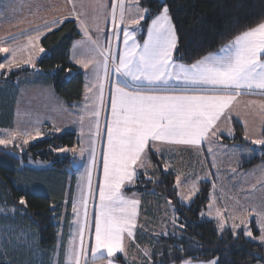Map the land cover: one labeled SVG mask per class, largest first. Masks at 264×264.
<instances>
[{
    "label": "rangeland",
    "instance_id": "1",
    "mask_svg": "<svg viewBox=\"0 0 264 264\" xmlns=\"http://www.w3.org/2000/svg\"><path fill=\"white\" fill-rule=\"evenodd\" d=\"M141 1L139 0L140 7L146 8L141 5ZM100 2L104 5L102 9L96 7L95 0H73L72 4H69L67 0H0V46L10 47L15 50L14 62L11 64H9V60L13 59L12 54L0 53V63L6 65L4 69L0 70V137H3L7 131L20 128L30 131L35 137V139H30L29 143L44 138L51 133L63 131L74 132L76 139L72 147H59L56 150L60 154H67L70 158L72 169L67 179L66 197L69 189L72 187L70 185V183L72 184L71 177H74L69 220L66 226L67 240L65 245L62 249L57 248L48 262H43L35 234L24 227L12 225L11 220L17 218L15 215L16 209L12 207L4 208L0 205V256L3 257L1 259L5 263L67 264L66 251L70 247V244L74 241L75 245L79 247L80 237L78 225L75 223L77 217L73 212V201L79 197L81 186L85 192H88L86 166L91 158V137L96 131L95 123L97 119L88 115V113L94 108L99 107L100 134L95 137L97 162L92 168V191L88 193L87 202L91 218L94 213V206L100 203L99 180L103 178V149L107 144L106 121L111 117L110 83L115 80L114 73L105 80L103 103L99 100L100 93L98 87L94 88L92 92H86V85L88 87L92 86L95 82V75L91 71V65H89V69H85L77 63L82 58L81 52L83 51L78 42L87 41L84 33L77 26L81 38L73 44V48L69 52V58L71 63L76 66L78 65L77 67L83 72L84 86L80 100L76 101L72 107H69L52 90H50L51 94L45 93V95L39 92L32 93V86L18 83L17 81L11 82L5 79V77L11 71L20 68L30 69V77L37 74L34 62L45 51H40L42 47L39 44V40H35L34 37L38 35L41 37L42 35L35 33L8 43L6 41L15 38L14 35L9 37L10 33L8 31L10 27H14V30H19L22 27H42L41 24L51 19L59 21L71 18L76 19L77 24V17L72 15L73 7H75L77 13L83 12V15L79 19L86 22L89 32L93 33L95 40L99 39L101 41L103 48L106 32L108 39L105 40L107 47L104 49L107 50L111 36L117 40L119 34L117 36L111 21V0H100ZM129 4H132V0H125V15L127 19H131L136 15L135 5L132 4L129 11ZM117 11L119 14V10ZM153 15L142 20L139 25L130 24L126 19L125 24L120 29L127 27L129 31L142 34L146 28L145 24L147 22L145 23V21H151ZM9 17H11V21L6 23ZM89 47H92V45L89 44ZM115 48H117L116 42ZM6 56L8 57L7 59L5 58ZM9 67L11 68L10 71ZM101 74H103L102 67ZM8 107L11 109L8 110ZM81 116H84L83 124L81 123ZM90 127L91 131L89 130ZM37 131L41 135L36 136ZM242 135L244 141L248 144H224L219 137H208L201 144L195 146L155 142L154 146L150 145L151 150L149 151L161 158L163 171L168 170L175 174V187L176 178L180 176L181 187H176L177 193L181 194L177 195L180 203L189 204L198 192L199 183L201 181L207 182L209 185L208 202L206 208L201 212V217L213 220L219 232L229 230L232 234L234 231L237 234L241 231L245 238L261 243L259 239L258 214L264 212V163L252 169L244 170L238 167L237 161L241 156L260 155L263 152L262 146L254 145L252 140L261 139L263 136L261 132L251 129H247ZM246 135L248 139H245ZM226 136L231 137L232 135ZM29 143L24 144L23 138H21L16 141V146L9 144L6 148L10 149L14 147L18 150H23ZM0 146L5 147L4 145ZM157 147L160 149L158 153L155 151ZM210 147L212 149L211 154L209 153ZM81 148L85 149L83 154H81ZM59 149H66V151H59ZM24 164L32 168H48L51 162L45 159L29 158ZM138 172L145 175L148 173L146 178L148 176H152L153 178L157 176L154 162L151 163L147 173L144 169H138ZM229 178L234 179H230V181H233L230 184L226 182ZM193 185L195 186V190ZM130 186L133 185H128L124 188ZM123 194L127 197L135 195L136 198L140 199L141 203L137 210L135 239L127 237L125 239L127 258H125L124 253H118V259L115 261V264H142L145 262L143 259L145 252L149 257L151 244L157 237L167 233L179 232L181 226L178 223L175 208L172 203H169L170 199L167 197L156 194L144 195V193L138 194L137 192L125 193L124 191ZM209 205H211V208ZM79 207V219L83 222L84 207L82 204ZM253 209H255V212ZM217 210H219L220 215H217ZM251 220L258 231L257 236L252 231ZM234 224L240 225V227L234 229ZM245 227L252 231L253 237H256V239L244 235ZM84 242L85 245L95 242L94 219L91 222V229L85 227ZM58 243L59 247L60 244ZM87 255L88 264H107L106 259L97 258L96 260H92L90 249ZM83 260L84 257L81 258V264H83ZM185 260H191L192 264H208L209 261L216 259ZM182 261L171 264H182ZM255 264L264 263L256 262Z\"/></svg>",
    "mask_w": 264,
    "mask_h": 264
},
{
    "label": "snow or ice",
    "instance_id": "2",
    "mask_svg": "<svg viewBox=\"0 0 264 264\" xmlns=\"http://www.w3.org/2000/svg\"><path fill=\"white\" fill-rule=\"evenodd\" d=\"M67 2L72 4L73 0ZM132 4L136 7V15L127 19L125 0H111L110 16L117 36L126 19L130 24L139 25L151 14L150 8L140 7L139 0H132ZM132 4L128 5L129 11ZM95 5L101 9L104 7L100 0H95ZM72 15L77 17V26L87 38L86 42H78L83 51L82 58L77 63L85 69H89L91 65V71L95 75V82L91 87L86 85V92H92L98 87L99 100L103 103L105 80L113 73L115 80L110 83L111 117L106 121L107 144L103 149V178L99 180L100 203L94 206L91 218L87 202L88 193L92 191V168L97 162L95 137L100 134L99 107L88 113L97 118L96 131L91 137V158L86 166L88 192L81 186L79 197L73 201L80 245L77 247L74 241L70 244L66 251L67 264H81L82 257L83 264H88L89 249L92 260L106 259L107 264H115L118 253H124L127 258L125 239H135L137 210L141 203L135 195L125 196L122 189L136 183L140 175L138 169H144L147 173L152 163L148 157L150 145L154 146L155 142L199 145L209 136L216 137L222 133L218 122L225 118V110H230L242 90L258 89L264 92V20L235 35L218 53H209L191 64H183L174 59V53L179 52V37L166 0H159L157 11L147 28V38L142 45L136 42L135 31L124 27L123 50L118 47L116 51L111 47L105 50L99 39L94 40L89 35L86 22L79 19L83 12L77 13L73 7ZM63 22L53 20L52 24ZM44 26L51 31L47 23ZM34 39L38 41L40 36ZM40 51L43 52L44 49L41 48ZM0 53H11L13 59L9 60V64L14 62V49L0 46ZM5 66L0 63V70ZM189 92L214 94H160ZM80 119L83 124L84 116ZM89 130L91 131V127ZM39 135L41 133L37 131L36 136ZM228 135H232L230 130ZM21 138L24 144L35 139L30 131L17 128L0 137V145L16 146V141ZM245 139H248L247 135ZM252 143L264 146V138L254 139ZM84 151L81 148V154ZM155 151L158 153L160 149L157 147ZM211 152L210 147L209 153ZM147 180L152 181L153 177L148 176ZM176 187H181L180 176L176 178ZM193 188L195 190L194 185ZM19 203L26 205L23 198ZM81 204L84 207L83 222L79 219ZM217 215H220L219 210ZM258 216L259 239L264 243V212ZM92 219L95 242L85 245V227L91 229ZM238 227L240 225L234 224V229ZM233 234L236 235V232ZM244 235L256 239L247 227ZM182 264H192V261L185 260ZM208 264H218V261H209Z\"/></svg>",
    "mask_w": 264,
    "mask_h": 264
},
{
    "label": "trees",
    "instance_id": "3",
    "mask_svg": "<svg viewBox=\"0 0 264 264\" xmlns=\"http://www.w3.org/2000/svg\"><path fill=\"white\" fill-rule=\"evenodd\" d=\"M166 2L170 6L172 23L179 37V52L174 53V57L185 63H192L216 51L235 35L264 20V0ZM140 3L151 9L150 17L156 13L159 0H142ZM63 21L50 25L51 31L48 27L39 31L43 33L39 44L45 52L35 61L37 74L30 77V69L20 68L11 71L5 79L48 85L71 107L80 100L83 93V73L69 58L71 44L80 33L74 19L67 18ZM233 129L231 137H220L221 142L248 144L243 139L238 123H233ZM261 134L264 138V124ZM75 140L74 132L63 131L37 139L23 150L0 146V205L16 209L17 218L11 217V224L24 227L35 234L45 263L56 249L60 229L63 248L73 193L74 177H71L72 187L66 197L67 179L72 169L70 158L56 150L59 147H72ZM262 149L260 155L239 157L238 167L251 169L264 162V146ZM29 158L49 160L51 165L48 168H32L24 164ZM149 158L156 166L157 176L149 181L146 178L148 173H140L136 183L123 191L167 197L175 208L181 226L179 232L167 233L155 239L150 249L149 264H171L185 259L210 258H215L218 264L264 262L263 243L245 238L241 231L236 235L229 230L219 232L214 221L201 217L208 202L207 182L200 183L197 194L189 204H182L177 198L174 173L162 170V160L157 154L150 152ZM21 198L26 201V205L19 203ZM251 227L257 236L258 231L252 220ZM1 258L3 257L0 256V264H8Z\"/></svg>",
    "mask_w": 264,
    "mask_h": 264
},
{
    "label": "crops",
    "instance_id": "4",
    "mask_svg": "<svg viewBox=\"0 0 264 264\" xmlns=\"http://www.w3.org/2000/svg\"><path fill=\"white\" fill-rule=\"evenodd\" d=\"M53 20L54 19H51V20H48V21L44 22L43 24H41L42 27L38 26V28H23L22 27L19 30H14V27L11 28L9 26L10 27V29L8 31L10 33L9 37H11V36L14 35L15 38L10 39V41L8 40L6 42L9 43V42L17 41L19 39H23L26 36L28 37L30 35H33L35 33H39V34L42 35L43 33L42 32H39V31L41 29L45 28V26H44L45 23H47L49 26L52 25V21ZM74 20L76 21V19H74ZM9 21H11V17H9V20L6 21V23H8ZM150 23H151V21H147V23L145 24L146 28H145L144 33H142V34L137 33L135 35V40H136L137 43H139V44L142 45L144 39L147 38V28H148V26H149ZM35 29H39V31H35ZM123 29L124 28H121L120 29L119 37L117 38V40H115V38L113 36H111L108 48L111 47V49L113 51H116V49H117V48H115V42H116V47H118L121 50L124 49L125 44H124V31H123ZM89 35L95 40V36L93 35L92 32H89ZM80 38H81V36H79L77 39H75L72 42L71 47H70V52H71V50L73 48V44L76 41H78ZM106 39H108V35H106V32H105V35H104V48L107 47L106 46V41H105ZM224 45H222V46H224ZM114 48H115V50H114ZM220 48H218L216 51L211 52V53H218V51H219ZM174 59L178 63L191 64V63H185V62L179 61L175 57H174ZM117 63H118V60H117ZM83 78H84V76H83ZM11 82H14V81H11ZM17 82L18 83H21V82H19V80H17ZM174 83L175 82L173 81V84ZM22 84H27L29 86H32V88H31L32 93H34V92L35 93H38L39 92V93L45 95V93H47V94L50 93L51 94V91L50 90L53 91V89L50 86H48V85L34 84V83L33 84L22 83ZM13 88H15V87H13ZM129 90H131V89H129ZM160 94H189V95H191V94H200V95H203V94H214V93H212V92H207V93H205V92H198V93H191V92H189V93H160ZM225 112H226L225 118H222L221 121L218 122L219 125H220V128L222 130V133L221 134H218L216 137H219L220 138L222 136L228 135V134H225V133H228L229 130L232 132V135H233V133H234L233 123L234 122H236V123H238L240 125L242 134L245 133L247 129H251V130H255V131L262 132V128H263V124H264V92H261V90H258V89L242 90L241 95L237 96L236 99H235V101L233 102V104L230 106V110L226 109ZM209 137H211V136H209ZM150 152L151 151H149L148 154ZM262 163H264V162H262ZM262 163H260V164H262ZM260 164H258V165H260ZM230 179L231 178H229L228 180H226V182L228 184H230L231 182H233V181H230ZM231 180H234V179H231ZM200 183H199V185H200ZM138 194H143V193H138ZM144 195H151V193L144 194ZM205 208H206V206H205ZM202 218H204V217H202ZM61 231H62V229H60V232L58 234V241H57V243L59 242L58 244H60V245L58 247V245L56 243V249H55L54 253L56 252L57 248L58 249H62L61 248V246H62V244H61L62 243V240H61V234H62V232ZM66 240H67V231H66V236H65V240H64L63 246L65 245ZM154 241L152 242L151 247H152ZM143 259H144L145 262L142 263V264H149V262H150V252H149V257H148V255H145V256H143ZM255 263L256 262L251 263V264H255ZM260 263H264V262H260Z\"/></svg>",
    "mask_w": 264,
    "mask_h": 264
}]
</instances>
